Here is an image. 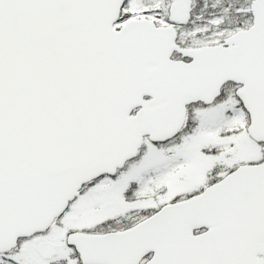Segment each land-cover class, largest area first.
<instances>
[{
    "label": "snow or ice",
    "instance_id": "1",
    "mask_svg": "<svg viewBox=\"0 0 264 264\" xmlns=\"http://www.w3.org/2000/svg\"><path fill=\"white\" fill-rule=\"evenodd\" d=\"M0 264H264V0H0Z\"/></svg>",
    "mask_w": 264,
    "mask_h": 264
}]
</instances>
